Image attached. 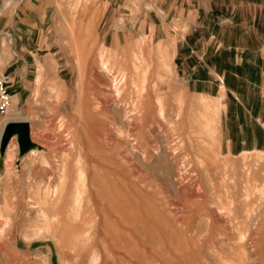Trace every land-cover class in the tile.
Instances as JSON below:
<instances>
[{"label":"rangeland","instance_id":"rangeland-1","mask_svg":"<svg viewBox=\"0 0 264 264\" xmlns=\"http://www.w3.org/2000/svg\"><path fill=\"white\" fill-rule=\"evenodd\" d=\"M3 75L0 264H264V0H0Z\"/></svg>","mask_w":264,"mask_h":264},{"label":"water","instance_id":"water-1","mask_svg":"<svg viewBox=\"0 0 264 264\" xmlns=\"http://www.w3.org/2000/svg\"><path fill=\"white\" fill-rule=\"evenodd\" d=\"M17 134L19 143L21 145H26L30 135V122L26 119H11L6 121L5 128L2 136V143L4 146L8 143L11 136Z\"/></svg>","mask_w":264,"mask_h":264},{"label":"built area","instance_id":"built-area-1","mask_svg":"<svg viewBox=\"0 0 264 264\" xmlns=\"http://www.w3.org/2000/svg\"><path fill=\"white\" fill-rule=\"evenodd\" d=\"M12 104L10 79L7 75L0 77V112L6 114Z\"/></svg>","mask_w":264,"mask_h":264},{"label":"bare ground","instance_id":"bare-ground-1","mask_svg":"<svg viewBox=\"0 0 264 264\" xmlns=\"http://www.w3.org/2000/svg\"><path fill=\"white\" fill-rule=\"evenodd\" d=\"M102 58V57H101ZM108 64H109V62H108ZM104 66V65H103ZM124 75V74H123ZM125 76V75H124ZM119 89V88H118ZM116 92V91H115ZM138 101V100H137ZM137 105V104H136ZM207 125H208V123H207ZM210 125H211V123H210ZM209 125V126H210ZM4 128H5V126H4ZM209 129V128H208ZM4 131V130H3ZM3 134V133H2ZM3 136V135H2ZM3 144V143H2ZM20 144V143H19ZM21 145V144H20ZM3 146H4V144H3ZM31 146V139H29V141L27 142V144L26 145H21V147H22V149H27L28 147H30ZM3 149H5V146L3 147ZM2 149V150H3ZM260 155V154H259ZM261 156H263V155H261ZM64 178V177H63ZM64 183V182H63ZM63 190H62V188H60V192L58 193V196H57V199H58V197H59V199L62 197V195H63Z\"/></svg>","mask_w":264,"mask_h":264},{"label":"crops","instance_id":"crops-1","mask_svg":"<svg viewBox=\"0 0 264 264\" xmlns=\"http://www.w3.org/2000/svg\"><path fill=\"white\" fill-rule=\"evenodd\" d=\"M11 119H15V118H11ZM11 119H8V120H11ZM17 119V118H16ZM7 120V121H8ZM5 126V124H3ZM2 125V129H1V134L3 132V129H4V126ZM1 126V125H0ZM0 153H2V149H0ZM8 154V153H7ZM13 156H10V154L7 155V158H12Z\"/></svg>","mask_w":264,"mask_h":264}]
</instances>
